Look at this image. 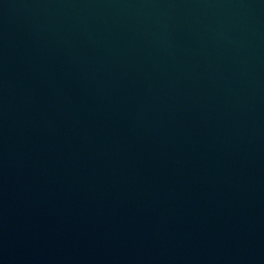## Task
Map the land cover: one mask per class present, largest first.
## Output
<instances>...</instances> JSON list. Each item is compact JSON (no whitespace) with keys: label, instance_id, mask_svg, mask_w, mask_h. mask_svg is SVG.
Wrapping results in <instances>:
<instances>
[{"label":"water","instance_id":"95a60500","mask_svg":"<svg viewBox=\"0 0 264 264\" xmlns=\"http://www.w3.org/2000/svg\"><path fill=\"white\" fill-rule=\"evenodd\" d=\"M0 264H264V0H0Z\"/></svg>","mask_w":264,"mask_h":264}]
</instances>
